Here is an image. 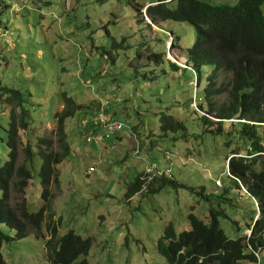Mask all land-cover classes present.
Listing matches in <instances>:
<instances>
[{"label":"rangeland","instance_id":"obj_1","mask_svg":"<svg viewBox=\"0 0 264 264\" xmlns=\"http://www.w3.org/2000/svg\"><path fill=\"white\" fill-rule=\"evenodd\" d=\"M158 1L135 2L146 12ZM201 1L233 6L239 0ZM135 2L6 0L8 6L0 13V28L7 31L0 35V94L1 88L21 91L31 113V126L19 131L18 165L27 161L28 144L35 155L33 178L21 198L29 202L32 211L46 204L39 155L48 150L61 152L56 115L64 110L66 93L81 109L66 120L71 155L55 166L58 183L52 181L53 198L49 200L54 223H59L58 237L74 230L92 238L87 256L92 264H169L158 248L168 226L174 224L178 233L190 230L193 213L208 223L211 207L219 206L239 220L244 236L252 235L260 219L248 183L241 180L239 189L229 167L233 157L249 154L251 144L241 138L242 127L224 122L221 133L203 134L204 130L217 131L219 124L204 126L195 113L200 104L207 108L204 95L199 94L208 83L207 75L197 84L196 76L185 70L197 28L176 21L155 24L146 14L138 15ZM204 69L212 72V67ZM106 101L108 114L128 129L114 144L90 145L84 123L96 118ZM213 101L223 104L228 97L216 96ZM10 112L0 100V167L8 160ZM164 113L174 115L186 130L165 134L160 121ZM259 132L264 137V126ZM43 139L51 145L41 144ZM138 142L140 153L134 155ZM248 161L254 158L248 157ZM151 165L167 172L164 178L172 184L149 193L159 186L155 173L145 177L149 185L142 193L127 199L129 185ZM254 168L264 169V156ZM91 169L94 171L88 174ZM226 191L231 200L220 204L216 195ZM2 194L0 191V197ZM13 196L17 195L13 192ZM47 223L48 218L42 236L30 234L4 243L6 263H48ZM222 227L231 237L241 234L229 220L222 219ZM0 232L15 235L4 225ZM261 256L264 259V253Z\"/></svg>","mask_w":264,"mask_h":264},{"label":"trees","instance_id":"obj_2","mask_svg":"<svg viewBox=\"0 0 264 264\" xmlns=\"http://www.w3.org/2000/svg\"><path fill=\"white\" fill-rule=\"evenodd\" d=\"M7 6L4 0L0 13ZM134 7L139 16L146 14L155 24L176 21L186 22L197 28L198 37L188 50L185 70L196 76L197 84H202L207 75L208 83L199 94L200 97L204 95L207 108L200 104V110L195 113L204 126L214 127L219 124L217 131L204 130L203 134L221 133L224 122L242 127L241 138L249 140L251 144L249 154L233 157L229 167L232 179L239 189L242 188L241 180L248 183L249 193L258 205L257 218L260 217L252 235L244 236L240 221L232 219L219 206L211 207L208 223L193 213L189 217L192 225L190 230L178 233L174 224L168 226L158 243L160 253L167 258L169 264H244L245 261L264 264L261 256L264 253V169L258 171L254 168L255 162L264 156V137L259 132L264 126V0H239L233 6L212 5L201 0H159L148 6L146 12H143L145 7H140L136 2ZM173 67L180 70L176 65ZM204 67H212V72H207ZM222 76L225 78L219 82ZM1 91L0 100L11 108V112L7 131L8 160L0 167V191L3 193L0 197V225L7 226L15 235L0 232V264H7L2 254L4 243L14 242L30 234L42 236L47 218L49 223L46 228L50 237L45 245L49 262L45 264H92L87 258L92 238L83 237L74 230L58 237L59 223H54L52 201L49 200L53 198L49 189L52 181L58 183L54 176L55 166L71 155L66 120L74 117L76 111L81 109L80 105L63 93L65 107L56 115L61 152H40L43 162L40 171L41 185L44 188L42 198L46 200V204L38 211H32L29 202L21 198L33 178L35 155L30 144L25 149L26 163L18 165L22 144L19 131L29 129L31 113L25 107L26 98L21 91L8 88H1ZM223 95L228 97L226 103L217 104L213 101L216 96ZM160 121L161 130L165 134L186 130L185 125L175 120L174 115L164 113ZM41 144L51 145V141L43 139ZM248 157H253L254 161L249 162ZM140 176L137 175L129 185L127 199L142 190L144 181ZM156 180L159 186L149 193H157L166 185L172 184L167 178ZM227 194L229 191L216 195L220 204H228L227 201L231 200L226 197ZM222 219L231 221L237 227L241 233L238 238L226 233L222 227Z\"/></svg>","mask_w":264,"mask_h":264},{"label":"clouds","instance_id":"obj_3","mask_svg":"<svg viewBox=\"0 0 264 264\" xmlns=\"http://www.w3.org/2000/svg\"><path fill=\"white\" fill-rule=\"evenodd\" d=\"M147 17V16H146ZM148 18V17H147ZM187 62V61H186ZM108 103H109V101H106V102H102V106H101V108H99V112H98V114L101 112V110H102V108L104 109V111H105V113L108 115V116H110L109 114H108V109H106V107L105 106H107L108 105ZM98 114H97V116H98ZM96 116V117H97ZM113 120H115L112 116H110ZM91 118H89L88 120H86V122L84 123V127H87V130H89V132H88V134H87V137H86V142L88 143V144H90V145H94V146H97L98 144H100V143H98V144H96V143H94V142H88V138L89 137H91V136H93V135H98V134H101L102 133V129H101V127H99V126H96L95 124H94V120H95V118L94 119H91ZM115 121H117V120H115ZM118 122H120V123H123V122H121V121H119L118 120ZM124 124V123H123ZM125 125V130L124 131H122V132H119V133H116L115 135H113L111 138H108V139H106L104 142H101L102 144L103 143H105L106 141L108 142V144H114L115 143V141H117L118 140V138H119V134H121V133H126V130L128 129V126L126 125V124H124ZM128 137H133V134H128L127 135ZM140 153V149H139V142H138V145L136 144V150H135V153H134V155H137V154H139ZM230 166V165H229ZM94 171V169H91V170H89L88 171V174H91L92 172ZM144 173H139L138 175H141L140 176V179L142 180V181H144V185H143V188H142V190L139 192V193H142L143 192V190L146 188V187H148V185H147V179L145 178V177H148V176H151V175H153V174H155V173H158V175H160V176H162V177H160V176H156V178H164L165 177V175L167 174V172H165V171H160L159 169H157L155 166H153V165H151V166H149V167H147V169L145 170V171H143ZM169 173V172H168ZM253 233V232H252Z\"/></svg>","mask_w":264,"mask_h":264},{"label":"built area","instance_id":"obj_4","mask_svg":"<svg viewBox=\"0 0 264 264\" xmlns=\"http://www.w3.org/2000/svg\"><path fill=\"white\" fill-rule=\"evenodd\" d=\"M4 0H0V10L3 7ZM7 31H2L0 28V35H6ZM174 60V59H173ZM96 126L101 127L102 133L98 135H93L88 138V142H94L96 144L104 142L106 139L111 138L116 133L122 132L125 130V125L118 121L113 120L108 116L104 109L102 108L101 112L94 120Z\"/></svg>","mask_w":264,"mask_h":264}]
</instances>
